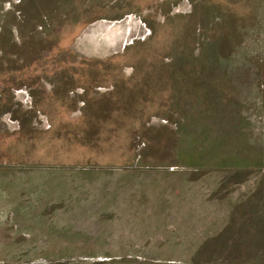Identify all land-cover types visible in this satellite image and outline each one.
Wrapping results in <instances>:
<instances>
[{"label":"rangeland","instance_id":"374dc122","mask_svg":"<svg viewBox=\"0 0 264 264\" xmlns=\"http://www.w3.org/2000/svg\"><path fill=\"white\" fill-rule=\"evenodd\" d=\"M0 264H264V0H0Z\"/></svg>","mask_w":264,"mask_h":264}]
</instances>
